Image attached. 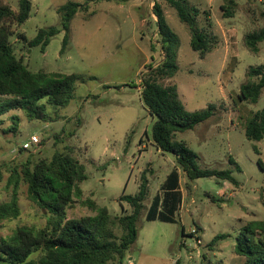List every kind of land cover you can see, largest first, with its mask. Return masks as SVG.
Segmentation results:
<instances>
[{
  "label": "rangeland",
  "instance_id": "obj_1",
  "mask_svg": "<svg viewBox=\"0 0 264 264\" xmlns=\"http://www.w3.org/2000/svg\"><path fill=\"white\" fill-rule=\"evenodd\" d=\"M4 1L18 11L19 0ZM68 1L77 0H33L31 18L11 37L16 56L31 71L77 74L82 80L68 107L48 108L53 122L30 121L22 112L0 119V204L11 199L8 164L19 166L30 154L36 161L50 160L56 151L70 148L86 166L88 179L80 184L82 198L67 211L69 219L96 215L87 200L106 207L113 217L130 214V206L119 199L136 195L143 172L147 174L149 195L137 222L138 239L123 264H245V258L235 253L236 238L249 222L264 220V169L259 164L264 167V140H249L245 128L264 108V91L257 104L242 102L239 95L249 81V69L264 65V42L257 54L245 44L248 34L264 29V4L236 0L233 17H225L221 8L225 0H183L200 10L198 27L213 39V49L204 58L192 49L190 29L169 0L92 4L72 20L64 53V31L44 51L32 47L29 42L41 29L61 28L58 10ZM155 5L180 42L179 71L161 83L177 85L188 111L216 106L214 117L175 139L198 154L201 169L231 170L238 185L217 178L190 181L174 155L161 152L153 141L155 119L141 93L149 66H157L164 55ZM14 114L20 117L18 131L6 132ZM59 134L64 142L56 139ZM32 137L39 143L25 148ZM174 168L183 194L176 223L149 222L152 201ZM19 204L20 217L1 223L0 241L21 226H46L47 213L30 199L24 182ZM219 235L226 239L210 247Z\"/></svg>",
  "mask_w": 264,
  "mask_h": 264
},
{
  "label": "trees",
  "instance_id": "obj_2",
  "mask_svg": "<svg viewBox=\"0 0 264 264\" xmlns=\"http://www.w3.org/2000/svg\"><path fill=\"white\" fill-rule=\"evenodd\" d=\"M32 1L19 0L18 11H15L7 2L0 0V119L12 112H22L30 121L53 122L55 119L47 113L48 108L59 110L68 107L74 100L76 86L82 77L77 74L33 72L16 56L11 37L15 34V28L21 27L31 18ZM113 1L116 0L68 1L58 10L61 28L54 26L41 29L29 42L30 45L40 46L44 51L51 40L64 31L61 50L64 53L75 16L80 11L88 10L92 4ZM169 2L176 9L181 22L190 29L192 49L204 58L212 51L214 44L210 34L198 27L200 10L183 0ZM261 2L264 4V0ZM236 5V0H225L221 7L225 17H233ZM154 13L158 18L164 55L157 66H149V71L142 79L141 93L145 106L155 119L153 141L161 152L174 155L190 181L217 178L238 185L231 170L201 169L197 163L198 154L185 142L175 139L178 133L193 130L214 117L216 106L212 104L205 110L188 111L177 85L164 86L161 83L174 78L179 71L177 54L180 42L160 6L155 5ZM23 39L26 38L23 36ZM263 42L264 29L245 37L247 48L255 54L259 53ZM248 77L249 81L241 86L239 100L257 104L264 91V65L251 67ZM11 120L12 126L5 131L16 133L20 117L14 114ZM245 134L251 141L264 140V108L254 113L248 121ZM69 136H73V133ZM55 137L64 142L60 134ZM67 150L56 151L50 160L36 161L34 154H30L19 166L13 163L7 165L10 172L8 189L12 194L10 201L0 204V225L3 221L20 217L19 188L22 182L28 186L30 199L46 211L47 224L44 228L18 227L12 236L1 240L0 264H123L127 251L137 242V222L149 195L147 174L143 172L136 195H123L119 199L121 204L130 206V214L113 217L106 207H98L87 200L96 215L69 219L67 211L76 200L82 198L80 184L88 179V175L86 166L79 161L74 151L70 148ZM259 164L264 169L261 162ZM160 189L146 219L149 222L159 220L176 223V215L183 201L177 168L167 176ZM261 197L264 201V188ZM225 239L224 235L215 237L210 247ZM235 253L245 258V264H264V220L249 222L242 228L236 238Z\"/></svg>",
  "mask_w": 264,
  "mask_h": 264
},
{
  "label": "built area",
  "instance_id": "obj_3",
  "mask_svg": "<svg viewBox=\"0 0 264 264\" xmlns=\"http://www.w3.org/2000/svg\"><path fill=\"white\" fill-rule=\"evenodd\" d=\"M37 143H39V140L36 137H32L31 138V142L25 144V148H30L33 145H36Z\"/></svg>",
  "mask_w": 264,
  "mask_h": 264
},
{
  "label": "crops",
  "instance_id": "obj_4",
  "mask_svg": "<svg viewBox=\"0 0 264 264\" xmlns=\"http://www.w3.org/2000/svg\"><path fill=\"white\" fill-rule=\"evenodd\" d=\"M131 259H129V261H130Z\"/></svg>",
  "mask_w": 264,
  "mask_h": 264
}]
</instances>
